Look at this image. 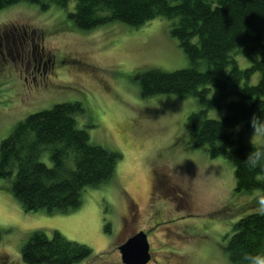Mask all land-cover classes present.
Wrapping results in <instances>:
<instances>
[{"label":"rangeland","instance_id":"374dc122","mask_svg":"<svg viewBox=\"0 0 264 264\" xmlns=\"http://www.w3.org/2000/svg\"><path fill=\"white\" fill-rule=\"evenodd\" d=\"M69 4L66 11L30 3L0 11L1 38L24 29L27 47L35 40L61 61L51 79L26 81L25 68L14 65L15 49L9 55L2 49L0 144L29 114L70 102L81 105L76 118L91 141L121 157L114 176L87 187L81 205L66 212L26 211L0 180V264H25L22 247L37 230L88 246L92 255L76 264H123L120 245L141 231L150 244L148 264H220L222 258L232 264L224 246L242 213L258 208L259 192H235L234 166L207 147L190 146L185 127L201 108L198 98L141 93L138 76L145 70L189 66L170 22L157 18L138 28L111 22L81 32L67 18ZM253 63L237 57L241 69ZM246 135L251 144L264 143L261 130Z\"/></svg>","mask_w":264,"mask_h":264},{"label":"trees","instance_id":"16d2710c","mask_svg":"<svg viewBox=\"0 0 264 264\" xmlns=\"http://www.w3.org/2000/svg\"><path fill=\"white\" fill-rule=\"evenodd\" d=\"M72 2L67 18L81 32L111 22L129 28L157 18L170 22V35L189 66L145 70L138 76L142 95L198 98L201 108L188 116L185 127L190 146L207 147L212 157L234 166L235 192L257 191V198H264V166L245 162L259 151L264 163V143L246 140L250 129L264 134V0H0V11L18 3L66 11ZM238 56L254 63L241 69ZM212 110L221 115L212 118ZM81 111L79 103L63 102L31 113L1 142L0 180L26 211L78 208L87 187L114 176L120 153L91 141L77 121ZM224 250L232 264H241L244 253L264 254V214L257 209L242 213ZM91 255L88 246L58 231L51 237L34 231L21 250L25 264H76Z\"/></svg>","mask_w":264,"mask_h":264},{"label":"flooded vegetation","instance_id":"af4514ba","mask_svg":"<svg viewBox=\"0 0 264 264\" xmlns=\"http://www.w3.org/2000/svg\"><path fill=\"white\" fill-rule=\"evenodd\" d=\"M20 32L22 33L20 34ZM26 37V31L18 27H14V30L10 32H4L3 37H0V52L2 53V49L5 48L9 55L10 50L12 48L15 49L18 59L15 62V58L13 59L12 57L16 63L14 65L16 66L20 62L18 63L20 67L25 68L26 74L29 75L25 78L26 81L30 78L33 81H37L38 78L46 79L50 75L52 77L57 75L56 70L60 67L61 61L57 59L55 54H52L51 50L46 51L43 46L36 44L35 40H32V46L27 47L26 39H24ZM10 42L11 44H9Z\"/></svg>","mask_w":264,"mask_h":264},{"label":"water","instance_id":"95a60500","mask_svg":"<svg viewBox=\"0 0 264 264\" xmlns=\"http://www.w3.org/2000/svg\"><path fill=\"white\" fill-rule=\"evenodd\" d=\"M119 250L123 264H148L151 261L150 244L143 231L121 244Z\"/></svg>","mask_w":264,"mask_h":264},{"label":"clouds","instance_id":"9594fccd","mask_svg":"<svg viewBox=\"0 0 264 264\" xmlns=\"http://www.w3.org/2000/svg\"><path fill=\"white\" fill-rule=\"evenodd\" d=\"M256 119L257 118L253 119L254 124ZM252 143L254 145L253 139ZM245 162L252 167H256L258 165L264 166V163L261 162V153L259 151H252ZM257 211L261 214H264V198L259 199ZM220 264H227V260L225 258H222L220 260ZM241 264H264V254L257 253L253 255L244 253L242 256Z\"/></svg>","mask_w":264,"mask_h":264}]
</instances>
